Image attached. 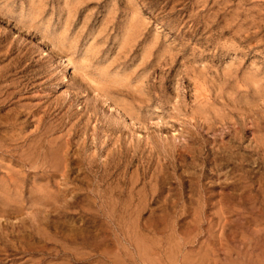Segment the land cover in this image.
<instances>
[{"label":"rangeland","instance_id":"obj_1","mask_svg":"<svg viewBox=\"0 0 264 264\" xmlns=\"http://www.w3.org/2000/svg\"><path fill=\"white\" fill-rule=\"evenodd\" d=\"M0 264H264V0H0Z\"/></svg>","mask_w":264,"mask_h":264},{"label":"bare ground","instance_id":"obj_2","mask_svg":"<svg viewBox=\"0 0 264 264\" xmlns=\"http://www.w3.org/2000/svg\"><path fill=\"white\" fill-rule=\"evenodd\" d=\"M98 87V86H97ZM103 92V91H102Z\"/></svg>","mask_w":264,"mask_h":264}]
</instances>
